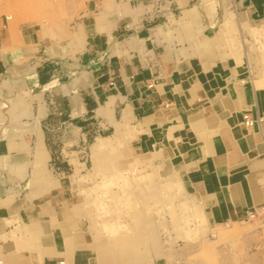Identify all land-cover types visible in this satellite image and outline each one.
<instances>
[{"label": "crops", "instance_id": "obj_1", "mask_svg": "<svg viewBox=\"0 0 264 264\" xmlns=\"http://www.w3.org/2000/svg\"><path fill=\"white\" fill-rule=\"evenodd\" d=\"M167 1L179 7L186 4L185 0H84L85 8L72 25L73 29L81 25L84 44L74 53L52 55L39 27L25 25L22 54H32L31 44L44 41L46 56L32 63L16 64L19 55L10 51L12 42H20L19 19L0 25V75L11 67L16 84L26 87L18 92L19 103L32 120L19 126H34L33 164L35 179L41 181L30 195L34 199L23 200L26 194L20 190L15 197L2 198L10 189L18 190L14 185L21 178L9 172L18 160L0 161V264H105L103 248L93 254L84 247L86 239L78 232L80 224L66 188L61 183L52 190L58 183L46 162L53 160L57 167L67 164L64 150L80 151L90 141L97 147L105 139L122 145L129 132H137L132 139L149 150L147 154L156 150L167 167L180 171L214 222L246 219L248 212L264 204V66L244 62L234 33L212 34L210 27L208 34L190 35L189 47L176 50L186 56L192 48L201 58L218 60L180 59L165 50L160 42L165 30L160 24H148L161 15L158 11ZM233 4L248 11V20L255 24L251 34H263L264 0H233ZM36 7V0H26L15 11L23 20H36L45 27V20L29 14ZM183 11L180 20L167 13L168 25L187 21L191 9ZM197 37L205 39L201 53L194 45ZM213 37L225 38L226 45L219 42L210 49ZM263 47L262 43L258 48ZM245 111L254 119L251 125L243 122ZM23 160L27 167L30 161ZM71 160L75 167L82 165L75 157ZM29 171L30 166L26 174ZM21 219L37 221L38 232L31 239L42 250L17 248L13 238H3Z\"/></svg>", "mask_w": 264, "mask_h": 264}, {"label": "rangeland", "instance_id": "obj_2", "mask_svg": "<svg viewBox=\"0 0 264 264\" xmlns=\"http://www.w3.org/2000/svg\"><path fill=\"white\" fill-rule=\"evenodd\" d=\"M36 2L38 7L29 14L45 20V27L36 20H23L21 14L15 11V7L25 5L26 0H1L0 25H10L18 18L20 41L23 39L21 29L34 24L46 39L45 48L52 55L80 50L84 44L82 28L79 24L73 29L72 25L74 18L85 8L84 0ZM185 2L180 7L173 1L171 4L163 2L158 11L162 12L161 15L148 24H160L165 30L160 35L165 50L178 55L177 48L184 50L189 47L186 40L190 35L208 34L207 28L210 27L212 34L223 31L234 33L241 42L244 62L249 59L257 66H264V47L258 48L264 44V32L257 37L251 34L250 26L254 22L248 20V11L244 13L236 8L233 0ZM183 7L191 9L187 21H175L168 25L167 13L172 12L174 18L180 20ZM180 39L185 42H180ZM204 40L196 38L194 45L197 52L201 53L204 49ZM211 41L210 49H215L213 45L218 46L219 42L226 45L225 38L213 37ZM22 42L10 44V51L19 55L16 64L32 63V60L40 58L38 56H46L42 50V39L31 44L34 52L30 55L21 53ZM186 52V56L178 57L197 58L200 62L218 60L217 56L215 59L201 58L198 53H193L192 48ZM9 69L0 75V97L3 98L0 101V161L9 163L18 160V163L9 166V172L21 179L14 185L18 190L10 189L2 198L15 197L20 190L26 194L22 196L23 200L34 199L30 195L41 183L36 180L35 153L31 147L35 130L34 126H19L32 119L23 114L22 103H19L18 92L26 87L16 84V73L11 72V67ZM256 74L261 78V73ZM30 94H25L26 103L30 101ZM136 133L129 132L122 145L105 139L101 147L97 144L92 146L90 141L80 151L64 150L69 161L59 167L53 164V160L46 162V168L58 183L52 190L60 187L61 183L66 188L72 212L80 224L78 232L86 239L84 247L93 254L103 248L108 258L105 264H264V214L258 212L255 217L227 223L214 222L199 197L187 186L180 171L167 167L163 155L156 150L147 154L149 150L132 139ZM24 149L27 150L25 154ZM123 152L129 153L124 155ZM138 152L147 155L140 156ZM73 157L82 165L75 167L71 160ZM137 157L140 160H136ZM21 158L30 161V164L26 167L25 160L20 161ZM29 166L30 171L26 174ZM234 224L237 225L232 226ZM12 229L3 238H13L17 248H41L31 239L38 232L37 221L25 222L21 219L15 226L12 225Z\"/></svg>", "mask_w": 264, "mask_h": 264}, {"label": "built area", "instance_id": "obj_3", "mask_svg": "<svg viewBox=\"0 0 264 264\" xmlns=\"http://www.w3.org/2000/svg\"><path fill=\"white\" fill-rule=\"evenodd\" d=\"M132 2H135V1H138V0H130ZM0 4H1V0H0ZM6 17H8V15H5ZM254 119L253 117L249 114L248 111H245L243 113V122L246 124V125H251L253 123ZM258 210H263L264 211V204H261L258 209H254L250 212H248L247 214V218H251V217H255L258 213ZM63 260H60V263H62Z\"/></svg>", "mask_w": 264, "mask_h": 264}, {"label": "bare ground", "instance_id": "obj_4", "mask_svg": "<svg viewBox=\"0 0 264 264\" xmlns=\"http://www.w3.org/2000/svg\"><path fill=\"white\" fill-rule=\"evenodd\" d=\"M263 211V210H262ZM264 212V211H263Z\"/></svg>", "mask_w": 264, "mask_h": 264}]
</instances>
